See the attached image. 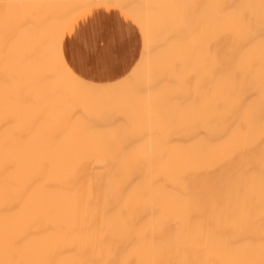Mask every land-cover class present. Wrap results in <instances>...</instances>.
<instances>
[{
    "label": "bare ground",
    "instance_id": "obj_1",
    "mask_svg": "<svg viewBox=\"0 0 264 264\" xmlns=\"http://www.w3.org/2000/svg\"><path fill=\"white\" fill-rule=\"evenodd\" d=\"M90 1L0 0V62L6 66L13 54L18 71L32 79L46 72L29 71L34 60L42 59L52 73L48 55L56 25L71 10L63 29ZM167 1L172 19L181 2L184 8L201 7L189 8L190 13L184 9L180 134L172 135L160 153L129 152L130 157L125 152L115 157L0 155V264H264V50L253 43V36L264 33V0L229 1L228 11L247 10L246 18L238 17L243 26L235 16L230 21L237 20L238 32L248 31L247 45H233L229 55L223 43L218 48L224 40L217 37L223 33L214 22L219 15L209 12L218 0ZM142 15L135 19L144 49L147 42L148 50L154 48L149 42L166 34L169 46L170 28L163 23L155 32L148 19L152 24L145 29L148 20L143 22ZM215 47L225 52L218 55ZM147 49L138 68L146 63L144 56L153 65L154 51ZM209 50L213 57L208 59ZM60 61L67 76L93 90L91 103L121 98L126 91L118 94L116 88L132 73L119 82L91 83ZM241 61L255 67L233 81L227 68ZM158 64L156 74L161 73Z\"/></svg>",
    "mask_w": 264,
    "mask_h": 264
},
{
    "label": "rangeland",
    "instance_id": "obj_2",
    "mask_svg": "<svg viewBox=\"0 0 264 264\" xmlns=\"http://www.w3.org/2000/svg\"><path fill=\"white\" fill-rule=\"evenodd\" d=\"M229 1L230 0H218V2H214L213 8L209 9L211 15L217 13V16L219 15V17H216L214 19V22H217V25L220 24L221 26H223V28H225V30L221 28L223 30V33L217 36L220 39H224L220 40L221 44L218 41L219 38H216L215 36V38L213 37V41L215 40L213 43L216 42L214 44L215 46H219L220 44V46L218 47L219 49L223 43L225 49H223L222 47L221 48L223 50L227 49V55L231 53V48L233 47V45L241 46V48H244L245 45H247L246 41L248 38V36H246V34L248 33V31L245 30L246 26L244 27L245 31H243L242 33V30L238 32V30L241 28H239V23H241V20L238 17H240V15L243 16V14L247 13V10L243 8V14L240 15L239 13H237L238 11L236 12L235 10L239 7H236L234 10L232 9L231 11H228V7L230 5ZM126 2L131 6V8L138 10V12L135 13L134 17L132 18L138 25V21L141 20L139 19V16L143 14V22L145 20L152 19L153 31L156 32L157 30H159L161 24L163 25V23L164 25L162 27H164L165 29H167V27L170 28V31L172 32V36L170 35L172 38V45H170V43L169 46H171L172 48L167 49V47L169 48L168 43L170 42V39L167 38V34L165 37L163 36V38H161L162 41L159 38L156 39V41H154V39L153 41L149 42L150 45L154 44V48L153 45L151 46V48L149 46L150 50L154 51L153 65L147 64L148 62H150V60L149 58L144 56L145 58L143 59H145V61L147 60L146 64L142 65L141 68L137 67L139 64L131 67V69L133 68V71L139 69L136 71L138 73H135V71L133 72L130 69L133 74H129L130 77L128 75L129 79L128 77L127 79L133 81H129V83L128 80H125L126 83L124 81V84L122 85L123 81L119 80L122 86H120V82L118 81L119 85L117 86L118 88H116L117 93L119 91H121L122 93L126 91L123 95H121V98L118 97V99L110 101L105 99L106 102L102 103L100 102L104 100L99 99L101 100L100 102H98L97 100L96 102L98 103H91L89 99L91 97V94L93 93V90L81 85V83H77V80L73 77L67 76L68 74H66L64 70H61L62 66L59 65L61 64V59L59 58V38L61 37L63 32L71 31V28L73 29V27L75 26L74 24L69 29V22L67 21L63 29H59L61 28V25L63 26V23H65V16L67 17L66 20H68L72 16L71 10H69V13L66 10L69 7H65L66 14L63 15V21H61L60 23L58 22V24L56 25V30L54 32V34H56L53 37L54 39L52 41V45H50L52 46L49 50L50 53L48 52L50 54L48 55V63L50 65L52 64V67H54L52 73H48L49 69L45 67V61L42 59L34 60L30 64L29 71L46 72L44 74L38 75L37 78L32 79H29L28 76L22 75L18 71V62L13 54L9 55L8 60L6 61V66H4V63L0 62V155L13 157L28 155L44 157H115L122 156L125 152L126 154H124L123 156L130 157L133 154H130L131 152H147L153 149L160 153V151L165 150V143H167L172 138V135L178 136L180 134V126H182L181 121L184 120L181 118L179 119L180 107L184 108V106H182V104L184 105V98H182L180 91L183 81L178 74L181 70L180 63H184V29L187 27L184 26V13H187V11H185L184 9L188 7V13H190L191 9L189 8H191L192 6L189 5L185 6L184 8V2H181L180 7L178 6L176 12L174 13L175 16L172 19V16L167 11V0H94L92 3L90 1L89 4L84 2L85 6L84 4H82L83 7L79 9L77 16L82 15L83 11L86 9H92L94 11L98 10L97 8L121 10L125 8ZM198 5L200 4L198 3ZM193 6L194 7L192 8H195V11L201 8L199 6V8L197 9L194 4ZM149 10L152 15L148 14ZM219 12L221 13L219 14ZM210 16L208 18L209 20ZM220 16H222V18H220ZM232 16H235L237 20H240H238L239 22H237L236 20L237 24H239L238 26H235L237 25L235 24L236 22L232 23L234 21ZM135 17H137L138 21L135 19ZM191 17L192 16H190V18ZM223 17L225 18L223 19ZM244 17L246 18V14L244 15ZM231 18L233 19L232 22L230 21ZM243 18L242 21H245L243 20ZM169 20H171L172 23L171 21L170 23H168ZM207 21L208 20L206 19V22ZM143 22L141 23L142 25ZM243 23L246 24L245 22ZM146 24L148 27L149 25H151L149 24L148 20L147 23H144V28L146 27L145 29L148 28L147 26H145ZM190 24L191 22L189 23V25ZM232 26H235V28H233ZM257 27H259L257 24L256 27H254L253 25V28L258 29ZM60 30H62L61 33ZM193 30L195 34L196 30L194 28ZM209 30L211 31L210 27ZM146 31H148L149 34V30H144V33ZM189 31L191 33V30ZM150 33L152 34L151 30ZM148 34L147 32L145 33L146 36ZM149 36L151 35L149 34ZM255 36H253V43H255V41L258 42L259 39L258 36L257 39ZM150 39L147 40L149 41ZM168 39L169 42L167 41ZM200 44L203 43L200 42ZM146 45L147 49L148 42ZM210 45H212V43H210ZM55 46H57V48H55ZM208 49H210V47ZM203 50L205 51V48L202 49V51ZM216 50L218 52L215 51V49L214 52L219 53L218 55L225 52H222L221 50L220 52L217 48ZM194 52H192V54H194ZM209 52L210 50L208 51V53L205 52V54L204 52L199 53L200 56L201 54L202 56L204 54L207 58H212L213 56H210L213 53L208 56V54H210ZM43 53L44 50L40 51L38 56L43 55ZM28 54L29 53L27 52V55ZM192 54L189 55L192 56ZM203 57H201V59ZM189 58L192 59V57ZM156 59L158 60V62H161V64H158V67L161 71L160 74H156ZM141 61L143 62L144 60ZM146 66H148V68H146ZM131 75L134 76L132 77ZM131 83L132 86L130 87ZM51 84L55 86L52 85L53 88L49 89L48 87ZM127 87L130 88L127 89ZM116 91L114 90L115 94ZM121 92L119 93L121 94ZM49 101H51L52 104L48 106L47 103ZM42 106H44V108L40 109ZM174 123L176 126L174 125ZM43 127H45V129H42ZM173 127L175 128L174 133Z\"/></svg>",
    "mask_w": 264,
    "mask_h": 264
},
{
    "label": "crops",
    "instance_id": "obj_3",
    "mask_svg": "<svg viewBox=\"0 0 264 264\" xmlns=\"http://www.w3.org/2000/svg\"><path fill=\"white\" fill-rule=\"evenodd\" d=\"M97 9L95 11L86 9L82 15L77 16V13L70 20L69 29L72 25L75 24V26L73 29L71 28V31H65L61 36L60 57L69 69L70 63H74L79 69L74 73L84 81L97 84L116 82L126 75L131 67L139 64L140 56L144 55L146 50V47L144 49L143 46L140 25L132 19L138 10L131 8L127 2L125 8L121 10ZM112 25H115L120 35L118 55H114L104 62L88 63L86 55L81 57L79 53H74L72 41L75 35L92 29H96L99 35L103 33L106 26L111 27ZM142 52L143 54H141Z\"/></svg>",
    "mask_w": 264,
    "mask_h": 264
},
{
    "label": "snow or ice",
    "instance_id": "obj_4",
    "mask_svg": "<svg viewBox=\"0 0 264 264\" xmlns=\"http://www.w3.org/2000/svg\"><path fill=\"white\" fill-rule=\"evenodd\" d=\"M120 35L115 25L106 26L103 33L97 34L96 29L85 30L73 37V51L81 57L87 56L88 63L104 62L114 55H118ZM258 46L264 50V33L260 34ZM255 65L246 66L242 61L227 68V76L233 81H240L250 74ZM70 70L78 71L74 63H70Z\"/></svg>",
    "mask_w": 264,
    "mask_h": 264
}]
</instances>
